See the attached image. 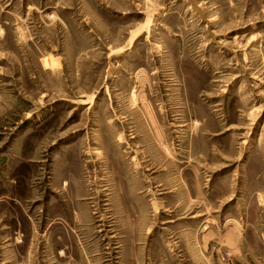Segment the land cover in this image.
Wrapping results in <instances>:
<instances>
[{
  "label": "rangeland",
  "instance_id": "obj_1",
  "mask_svg": "<svg viewBox=\"0 0 264 264\" xmlns=\"http://www.w3.org/2000/svg\"><path fill=\"white\" fill-rule=\"evenodd\" d=\"M0 264H264V0H0Z\"/></svg>",
  "mask_w": 264,
  "mask_h": 264
},
{
  "label": "bare ground",
  "instance_id": "obj_2",
  "mask_svg": "<svg viewBox=\"0 0 264 264\" xmlns=\"http://www.w3.org/2000/svg\"><path fill=\"white\" fill-rule=\"evenodd\" d=\"M192 2V1H191Z\"/></svg>",
  "mask_w": 264,
  "mask_h": 264
}]
</instances>
